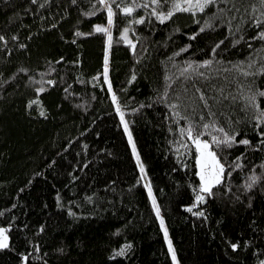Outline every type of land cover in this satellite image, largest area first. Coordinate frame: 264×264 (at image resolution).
Listing matches in <instances>:
<instances>
[{
    "label": "trees",
    "instance_id": "trees-1",
    "mask_svg": "<svg viewBox=\"0 0 264 264\" xmlns=\"http://www.w3.org/2000/svg\"><path fill=\"white\" fill-rule=\"evenodd\" d=\"M258 2L243 0L241 12H250ZM116 3L131 0H115L114 9ZM91 4L0 0V33L8 37L6 47L0 42V225H12L10 247L0 249V264H23L20 255L25 252L29 264H173L103 79L106 48L112 90L125 112L179 264H257L256 249L264 251V180L252 189L244 184L254 164L257 173L264 171L258 166L264 162V149H228L227 161L233 163L244 152L245 167L233 168L214 196L197 202L195 146L179 132L187 127L184 113L173 117L172 109L157 99L166 77L173 75V62L210 58L211 48L221 40L217 53L233 65L253 51L259 53L257 63L264 61V40L247 39L257 29L240 22L244 31L237 35L242 38L234 39L226 27H205L203 14L197 13L199 27H205L199 31L192 16L182 11L160 23L151 7L137 8L133 16L145 15V23L134 24L136 31L128 34L137 42L134 54L120 36L125 14L116 16L109 47L107 38L93 28L95 23L106 24V10L98 2L95 8ZM85 11L95 15L86 17ZM238 21L239 16L232 23ZM76 28L92 34L74 36ZM219 65L229 67L222 61ZM21 68L29 71H18ZM12 73L15 78L9 80ZM42 75L56 83H45V91L36 93ZM257 84L264 87V75ZM28 101H33L31 107ZM234 115L241 121L236 128L240 137L255 143L258 136L243 122L242 110ZM202 138L210 139L207 134ZM229 187L232 191L226 192ZM229 242L239 247L233 250ZM120 248L123 256L117 255Z\"/></svg>",
    "mask_w": 264,
    "mask_h": 264
},
{
    "label": "snow or ice",
    "instance_id": "snow-or-ice-1",
    "mask_svg": "<svg viewBox=\"0 0 264 264\" xmlns=\"http://www.w3.org/2000/svg\"><path fill=\"white\" fill-rule=\"evenodd\" d=\"M36 2L37 0H31L33 4ZM47 2L48 0H45V3ZM97 2L100 9L106 10L107 22L106 24L95 23L93 25L94 32L106 37V43L110 47L113 27L116 24V16L118 13L125 14L120 36L134 54L137 42L131 39L128 34L136 31L133 27L134 24L145 23V15L133 16L137 8L147 9L151 7V15L155 16L156 20L160 23L171 20L176 11H182L192 16L193 21L198 25L199 31H204L205 27L212 29L226 27L227 35L232 36L234 39L242 38L237 34L244 31L240 23L243 22L247 28L255 27L257 29L255 35L247 37L249 41L256 40L257 38L264 40V27H261V25H264V0H259L258 4L251 5L250 12L248 8H245L241 12L240 4L243 0H150V2L149 0H145V2L141 3H138L137 0H131V3L128 4L116 3L115 9L113 7L115 0H111V2L110 0H92L91 7L95 8ZM70 3L75 6L77 5V0H70ZM154 5L155 7H153ZM40 6L43 7V5ZM157 8H160V10L158 11ZM197 13L207 17L204 21L205 27H199L200 19L197 17ZM83 15L86 17L93 16L95 12L85 11ZM237 16H239V21L233 24L232 22L237 19ZM148 23L151 26L150 20ZM176 31H179V29L177 28ZM91 34V32L85 33L79 28H76L73 33L77 37ZM190 35L192 38H195L196 34L191 33ZM12 39L17 40L18 37L13 34ZM0 42L5 47L8 44V37L3 33H0ZM222 43L223 40L211 48L212 56L210 58H203L197 61L184 60L179 62V64L173 62V75L166 77V82L163 85V94L161 95L159 91L157 93L158 101L165 103L168 108L172 109L173 117H180L182 111L184 113L183 119L187 122V127H180L179 132L181 136L186 133L191 143L195 146L196 155H194V159L199 168V171L196 173L199 177V182L198 189L194 188L193 192H195V200L197 202H206L207 198L214 196L217 187L224 186L225 176L231 175L233 168L242 170L245 167L242 159L244 158V152L236 156L234 158L235 163H233L227 161L228 149L233 148L235 145L251 146L253 149H264V106H262L264 105V87H260L257 84L259 76L264 75V61L257 63L255 57H258L259 53L253 51L248 54L247 59H242L238 64L233 65L231 61H226L222 55L217 53V48ZM19 46L21 48L26 47L24 44H20ZM189 47H191L190 44L179 49V52H184ZM247 47L252 49L253 45L249 43ZM143 51H147V46L144 47ZM217 56L218 60L214 59ZM59 59L63 60L64 58L60 57ZM220 61L229 67L219 65ZM73 63H79V61H73ZM232 69H235V71H232ZM18 71L27 73L29 69L21 68ZM49 71L54 72L55 69L49 65ZM108 72L109 58L106 48L103 58V79L107 84V90L111 92V99L115 104V112L119 114L124 130L128 133V142L131 145L132 153L136 157L140 171L143 174L145 172L144 166L140 163V156L132 133L129 130L128 121L125 120V112L121 108L120 100L116 92L112 90V83L108 78ZM14 78L15 73H12L8 79ZM132 79H135L134 73ZM45 83L51 86L56 83V80L49 79L45 81L42 75L39 81L40 86L35 88V92H44ZM172 83L175 84V87L171 86ZM65 91L67 92V88ZM190 91L194 95H190ZM32 103L33 101H28L27 106L31 107ZM237 110H242L245 117L243 122L245 125H250L252 130L256 132L258 139L255 143L246 135L240 137V133L236 130L241 122L240 118L234 115ZM39 115L44 116L45 112L40 111ZM176 123L179 124V121L177 120ZM169 131L174 130L169 129ZM206 134L210 139L202 138ZM247 150L248 148L246 147L245 151ZM258 166L264 170V162H261ZM256 167L257 165L254 164L249 173L246 174L247 179L244 184L246 189H252L256 183L264 180V171L257 173L255 171ZM75 178L73 177V179ZM144 187L148 190V196L152 198V206L155 209L156 216L159 218L160 227L168 243V250L172 254V259L176 264H179L172 241L169 239L164 216L161 215V209L157 205L153 190L149 184H145ZM231 191L230 187L226 189V192ZM188 210L191 211V207ZM68 212L69 214H73L72 208H69ZM195 215L202 216L203 212L196 211ZM11 227L10 223L0 225V249L10 247L9 241L11 237L9 232ZM229 243L233 250L239 247L238 242ZM36 247L38 249V245ZM124 247L128 248L130 245L126 244ZM256 253L257 264H264V258H261L264 257V251L256 249ZM124 254V248L117 250V255L123 256ZM20 258L23 264H29V256L26 252L21 253Z\"/></svg>",
    "mask_w": 264,
    "mask_h": 264
},
{
    "label": "rangeland",
    "instance_id": "rangeland-1",
    "mask_svg": "<svg viewBox=\"0 0 264 264\" xmlns=\"http://www.w3.org/2000/svg\"><path fill=\"white\" fill-rule=\"evenodd\" d=\"M109 54H110V49L109 48H107V55H108V58H109ZM130 130V129H129ZM126 132V131H125ZM126 135H127V138H128V133L126 132ZM135 157V156H134ZM135 159H136V157H135ZM137 161V160H136ZM140 163H142V161H141V159H140ZM143 164V163H142ZM137 165H138V168H139V172H140V176H141V179H142V182H143V184L145 185V184H149L150 186H151V184H150V181H149V179H148V176H147V172H146V169H145V166H144V164H143V166H144V169H145V172L142 174L141 173V171H140V166H139V164L137 163ZM197 170L199 171V168H198V166H197ZM146 177V178H145ZM152 188V187H151ZM145 189H146V191H147V193H148V190H147V188L145 187ZM153 195H154V193H153ZM155 196V195H154ZM150 198V201H151V204H152V198L151 197H149ZM156 199V198H155ZM156 202H157V200H156ZM157 205H158V203H157ZM159 206V205H158ZM153 207V206H152ZM153 210H154V212H155V209L153 208ZM155 215H156V213H155ZM161 215L163 216V214H162V212H161ZM157 217V216H156ZM157 220H158V222H159V225H160V221H159V218L157 217ZM165 225H166V223H165ZM167 227V226H166ZM162 232H163V230H162ZM164 234V233H163ZM10 242V241H9ZM166 243H167V241H166ZM173 246V245H172ZM167 247H168V243H167ZM174 248V247H173ZM169 251V250H168ZM169 254H170V256H171V259H172V254L169 252ZM178 260V259H177ZM172 261H173V259H172ZM173 264H176V262L175 261H173Z\"/></svg>",
    "mask_w": 264,
    "mask_h": 264
}]
</instances>
